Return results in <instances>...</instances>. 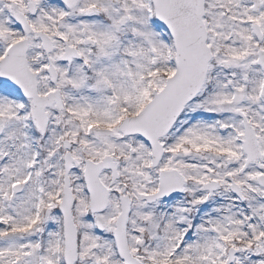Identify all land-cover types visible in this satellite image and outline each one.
<instances>
[{
    "label": "snow or ice",
    "instance_id": "snow-or-ice-1",
    "mask_svg": "<svg viewBox=\"0 0 264 264\" xmlns=\"http://www.w3.org/2000/svg\"><path fill=\"white\" fill-rule=\"evenodd\" d=\"M0 264H264V0H0Z\"/></svg>",
    "mask_w": 264,
    "mask_h": 264
}]
</instances>
